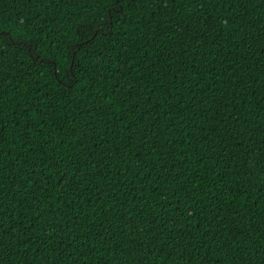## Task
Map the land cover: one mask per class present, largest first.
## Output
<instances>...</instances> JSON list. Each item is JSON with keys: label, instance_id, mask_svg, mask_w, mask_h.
Wrapping results in <instances>:
<instances>
[{"label": "trees", "instance_id": "1", "mask_svg": "<svg viewBox=\"0 0 264 264\" xmlns=\"http://www.w3.org/2000/svg\"><path fill=\"white\" fill-rule=\"evenodd\" d=\"M0 264H264V0H0Z\"/></svg>", "mask_w": 264, "mask_h": 264}]
</instances>
